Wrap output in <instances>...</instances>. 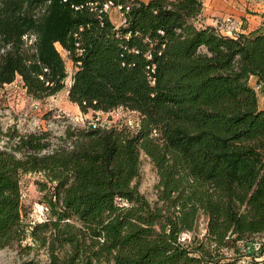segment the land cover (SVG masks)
Returning <instances> with one entry per match:
<instances>
[{
  "label": "trees",
  "instance_id": "trees-1",
  "mask_svg": "<svg viewBox=\"0 0 264 264\" xmlns=\"http://www.w3.org/2000/svg\"><path fill=\"white\" fill-rule=\"evenodd\" d=\"M109 1L122 7L118 25L102 11ZM59 47L73 64L70 103L82 114L125 107L139 125L6 131L0 250L16 246L19 264H237L260 254L242 248L264 236V91L250 85H264V22L228 36L207 24L202 0H0V88L19 80L35 101L62 91ZM53 114L47 126L66 120ZM142 155L157 174L152 202L137 184ZM35 173L45 178L42 221L30 219L20 186Z\"/></svg>",
  "mask_w": 264,
  "mask_h": 264
},
{
  "label": "rangeland",
  "instance_id": "rangeland-1",
  "mask_svg": "<svg viewBox=\"0 0 264 264\" xmlns=\"http://www.w3.org/2000/svg\"><path fill=\"white\" fill-rule=\"evenodd\" d=\"M203 13H205L206 21H214L223 29L226 26H243L246 22L247 14L259 13L264 10V0H202ZM111 21L118 25L123 17L120 16L118 10L113 9L109 12ZM65 66L67 72L70 71V62L65 55ZM70 73L65 79V88L43 101H40V110L34 109L33 103L35 100L26 94L25 89L19 83L5 85L0 88V147L7 144V139L4 135L10 128H15L19 132H32L47 130V120L49 119L48 112H53V115L59 113L69 114L71 105L66 99L65 93L70 85ZM90 115V113H89ZM73 116V115H72ZM53 117V116H52ZM135 114H130L123 120L127 119L132 124L136 120ZM117 123H122L119 121ZM67 126L80 128L76 125H69L65 120L60 119L52 125V133L55 136L63 134ZM42 174H24L20 179V186L23 193V201L30 214V219L38 221V206L41 205L43 192L40 191L39 183L44 181ZM157 182V174L150 162L145 156H141L140 177L137 180L139 191L150 201L155 200V184ZM206 220H199L196 234L201 237L205 233ZM193 233L190 235L192 236ZM264 239V236L259 237ZM231 253V252H230ZM232 254V253H231ZM254 257H256L254 259ZM254 257H239L237 264H264V250ZM41 255V259H44ZM21 257L18 254L16 246L4 248L0 250V264H19Z\"/></svg>",
  "mask_w": 264,
  "mask_h": 264
},
{
  "label": "built area",
  "instance_id": "built-area-1",
  "mask_svg": "<svg viewBox=\"0 0 264 264\" xmlns=\"http://www.w3.org/2000/svg\"><path fill=\"white\" fill-rule=\"evenodd\" d=\"M113 9H116L119 11L120 16L123 17V14L121 12L122 7L120 5H114L111 1L106 2L102 5V11L105 12H110ZM122 22V19H121ZM120 22V23H121ZM24 39H27V37L25 36ZM34 39V36L30 37V42ZM60 52H62L61 54L66 55V52L62 49H60ZM154 67L151 68V70H153ZM18 79H20L18 77ZM255 89L257 91H264V85L259 84V83H255L254 84ZM26 91V90H25ZM40 101H35L33 103V108L36 110H40ZM130 114H135L136 120L133 121V124L125 119L127 116H129ZM54 118H60L63 117L65 118L69 123H71L72 125H76L79 126L81 128H86V129H100V130H109L112 128H122V127H129L131 129H135L136 127H138L139 125V121H140V115L139 113H137L136 111H131L125 107H118L112 111L109 112H96V113H89L88 114H78V115H70V114H66V113H59L58 115H54ZM119 121H122V123H117ZM47 126L48 127H51ZM38 221H42L44 218V214H45V208L42 205L38 206ZM186 237L185 234L181 235V239L184 240ZM262 247H264V239H260V238H255L253 239L250 243H248L247 245H245L242 248V251L244 253L248 252L251 249H254L255 251H258L259 249H261Z\"/></svg>",
  "mask_w": 264,
  "mask_h": 264
},
{
  "label": "crops",
  "instance_id": "crops-1",
  "mask_svg": "<svg viewBox=\"0 0 264 264\" xmlns=\"http://www.w3.org/2000/svg\"><path fill=\"white\" fill-rule=\"evenodd\" d=\"M140 1L147 2L149 0H140ZM257 1H261V0H257ZM203 16L205 17V13H203ZM206 22H207V24L217 26L220 29L221 33L228 35V36H232L233 34L239 33V32L247 33V32H251V31L257 29L262 24V22H264V10H261V12L259 11V13L247 14L246 15V22L243 26H241V25L240 26H230V27L226 26L223 29L219 24H217L213 20L212 21L209 20ZM68 62H70V61H68ZM70 66H71V68H70V71H68V73L71 74L72 67H73V64L71 62H70ZM255 82H256L255 79H252V78L250 79V85L253 86V84H255ZM14 83L21 84L19 80L15 81ZM14 83H12V84H14ZM67 90H68V88H67ZM67 90H66L65 96H66V99L68 100ZM68 102H69V100H68ZM70 105H71V110H69L70 115H78L81 113L79 110V107L77 105L72 104V103H70ZM258 105H259L260 109H264V92H262L261 94L258 95Z\"/></svg>",
  "mask_w": 264,
  "mask_h": 264
}]
</instances>
